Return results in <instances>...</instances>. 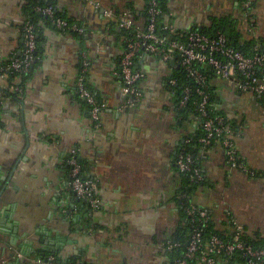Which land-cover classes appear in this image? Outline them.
<instances>
[{
  "label": "crops",
  "instance_id": "1",
  "mask_svg": "<svg viewBox=\"0 0 264 264\" xmlns=\"http://www.w3.org/2000/svg\"><path fill=\"white\" fill-rule=\"evenodd\" d=\"M45 1L84 31L35 19L37 58L24 79L10 78L3 67L23 52L22 29L35 0H0V264H36L48 253L84 264H170L165 245L181 221L176 197L183 185L175 159L197 124L180 113L171 93L174 67L148 55L135 60L143 101L122 109L117 25L129 16L145 26L147 1L91 0L97 9L89 0ZM161 8L165 30L183 34L227 20L241 44L264 50V0H253L250 15L241 0H162ZM83 55L87 87L104 105L98 127L76 90ZM21 83V96L9 91ZM209 85L212 107L233 131L247 171L230 169L216 142L202 157L205 180L192 200L211 213L215 231H232L231 217L264 245V104L216 77ZM73 149L98 184L91 218L77 212L70 189Z\"/></svg>",
  "mask_w": 264,
  "mask_h": 264
},
{
  "label": "built area",
  "instance_id": "2",
  "mask_svg": "<svg viewBox=\"0 0 264 264\" xmlns=\"http://www.w3.org/2000/svg\"><path fill=\"white\" fill-rule=\"evenodd\" d=\"M146 24L144 27L136 26L129 16L118 21L121 31L130 33L123 38V53L119 62V75L121 78V92L124 97L122 109H134L142 101V94L138 89V83L142 74L135 68V60L140 55H148L164 63L173 62V67L181 68L186 77L194 82L195 87L183 86L182 96L178 100V109H186L194 105L197 126H201L204 137L199 139L202 145V154L205 156L207 149L216 142H220L227 157L230 169L247 171L239 160L233 141V131L225 125V119L220 116L213 107H208L209 86L206 76L200 71V67H209L216 78L230 84L239 93H250L264 104V53H260L255 47L252 55L232 48L223 34L216 37L204 35L199 29L189 30L183 34H177L173 30L166 29L167 34L158 33L160 18L162 15L159 0H146ZM242 8L250 15L253 0H241ZM88 5L98 8L99 3L88 1ZM33 11L46 16L51 24L58 30L82 34L83 27L77 24H69L65 19L56 16L50 7L33 6ZM112 17V13H107ZM165 30V29H164ZM24 49L19 57L11 59L3 71H13L19 75H28L36 62V34L34 25L28 20L23 29ZM89 62L85 55L82 57L81 68L76 81L78 95L84 99L91 120L96 127L99 126L100 115L104 105L87 87L86 78ZM178 85L175 78H171L169 86L171 93L176 97L174 88ZM10 92L23 94V86L12 85ZM0 92V107L2 104ZM197 96L198 101H193ZM214 110V111H213ZM218 114V115H217ZM189 143V140L185 141ZM206 149V150H205ZM78 150L73 149L68 154L67 166L69 167L70 189L77 200H83L88 204L90 211L85 215L89 218L98 210L100 199L98 196V184L93 178H83L80 175L82 165L77 159ZM175 164L179 172L190 173V182H204L203 173L193 167L189 155L177 153ZM177 201L181 203V209L189 220L192 229L186 244L174 242L172 237L166 241L168 253L179 252L170 259V264H264V245H256L241 224L231 217L228 218L232 231L227 234H205L212 224L211 213L196 205L186 192L177 194ZM76 211V210H75ZM181 248V251H178ZM36 264H84L70 260L58 261L54 255L40 257Z\"/></svg>",
  "mask_w": 264,
  "mask_h": 264
},
{
  "label": "trees",
  "instance_id": "3",
  "mask_svg": "<svg viewBox=\"0 0 264 264\" xmlns=\"http://www.w3.org/2000/svg\"><path fill=\"white\" fill-rule=\"evenodd\" d=\"M159 2H160V6L162 7V0H159ZM34 5H38V6H41V7H50V8H52L54 10V12H55L57 17H59L60 19H65L69 24H75V23L67 20L66 18L62 17L61 15H59V13L56 11V9L52 5H50V3L48 1L35 0ZM161 12H162V8H161ZM38 18H42V19L44 18L45 19L46 16L41 15L40 13L33 12V14H31V18L29 20L34 25V27L36 25L35 19H38ZM45 20L48 22V24H50L52 26V24H51V22L49 21L48 18H46ZM110 25L112 26V24H110ZM199 30L204 35H207L209 37H216L218 34H223L226 37L228 44L232 48H234L236 50H239V51H242V52L246 53L247 55H252L254 53L253 49L255 47L258 49V51L260 53H264V50L262 48H260L258 45H255V44H252V43L241 44L240 41H239V38H238V34L237 33L236 34L232 33V27H231L230 23L227 20L214 21L213 25L209 29H207V30L199 29ZM158 33H160L161 35H164V34L166 35L167 34L166 30H164L163 26H161L160 24H159V27H158ZM35 34H36V44H37L36 54H37V52H38V38H37V33H36V27H35ZM121 35H122L123 38H125V37H129L130 33L126 32V31H122ZM200 71L206 76V81L208 82V86H209L208 92H209V97H210L209 102H208V107L210 108V107H212V100H211V96H210L211 93H210L209 81H210V78L215 77V75L210 70V68L206 67V66L200 67ZM3 72L5 73L6 71H3ZM8 73H9V77L10 78L11 77L13 78V77L20 76L21 78L23 77L24 79H26L28 77V75H19V74L13 72V71H10ZM172 78H175L178 81L177 87L174 88V91L176 93L175 101H176V104H177L179 98L182 96L183 86H189V87L194 88L195 84H194L193 81L188 79L186 77V74L184 73V71L181 68H178V67H174ZM18 85L22 86V83L18 84ZM193 99H194L193 101H198V98L195 95H194ZM195 109H196V107L194 105L190 104L188 106V108L180 110V113H183L184 115H187V116L190 115V116H192L195 119V115H196ZM225 125H226V123H225ZM203 137H204V132H203L202 127L201 126H197L195 132L193 134H190L185 140V141L189 140V143L182 144L181 147L179 148L178 152H177V153L182 152L185 155H189L190 159L193 162V167L195 169L197 168L200 171V173H202V170H201L202 145H200L198 141H199L200 138H203ZM213 144H215V143H213ZM77 159H78V162L82 165V169H81L80 175L83 178H92V176L90 175L89 170L86 167V164L84 163L83 159L80 157L79 153L77 155ZM181 175H182V178H183V185L180 188V192H186L191 197V200H192L195 190L197 189L198 186L202 185L204 182L191 183L190 182V173H181ZM180 202L177 201V203L179 205V208H180V220L181 221H180V224L178 225L176 231L172 234L171 237H172L174 242H178V243L184 245L188 241L189 234L191 233L190 231H192V229H191V227H190V225L188 223L189 220L187 219V217L185 216L183 210L181 209V203ZM76 210H77L78 213L85 215L86 213H88L90 211V208L88 207V204L85 201L78 200ZM206 231L207 232L205 234H209V236L210 235H218V236L221 235V233L215 231V229L213 228V223L210 225V227L207 228ZM255 244H256V242H255ZM256 245H258V243ZM178 251H181V248ZM178 254H179V252H177V251L176 252H172L171 253V255H172L171 258H173L175 255H178ZM47 255H54L57 258L58 261H62L60 259V257L56 253H48V254H46L44 256H47ZM30 256H33V255H30ZM67 260L78 262V260H75V259H67Z\"/></svg>",
  "mask_w": 264,
  "mask_h": 264
},
{
  "label": "water",
  "instance_id": "4",
  "mask_svg": "<svg viewBox=\"0 0 264 264\" xmlns=\"http://www.w3.org/2000/svg\"><path fill=\"white\" fill-rule=\"evenodd\" d=\"M170 65H171V66H173V65H174V63H173V62H171V63H170ZM4 188H5V187H3V188L1 189V191H3V190H4ZM0 197H1V196H0ZM1 223H2V221L0 220V224H1ZM0 231L2 232V231H4V230H3L2 228H0ZM12 243H13V242H11V244H12ZM50 249H52V246H50ZM27 254H28V253H27Z\"/></svg>",
  "mask_w": 264,
  "mask_h": 264
}]
</instances>
